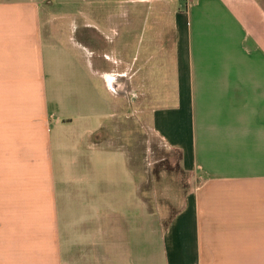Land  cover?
<instances>
[{
  "label": "crops",
  "instance_id": "0c3cea01",
  "mask_svg": "<svg viewBox=\"0 0 264 264\" xmlns=\"http://www.w3.org/2000/svg\"><path fill=\"white\" fill-rule=\"evenodd\" d=\"M130 112L181 152L172 215ZM0 264H264L261 0H0Z\"/></svg>",
  "mask_w": 264,
  "mask_h": 264
},
{
  "label": "rangeland",
  "instance_id": "374dc122",
  "mask_svg": "<svg viewBox=\"0 0 264 264\" xmlns=\"http://www.w3.org/2000/svg\"><path fill=\"white\" fill-rule=\"evenodd\" d=\"M261 2L264 5V0ZM147 123V119L144 125L130 112L121 117L116 136L119 144L134 154L137 170L143 173L142 187L150 191L153 208L172 215L186 194L189 176L180 169L178 154L165 146Z\"/></svg>",
  "mask_w": 264,
  "mask_h": 264
},
{
  "label": "trees",
  "instance_id": "16d2710c",
  "mask_svg": "<svg viewBox=\"0 0 264 264\" xmlns=\"http://www.w3.org/2000/svg\"><path fill=\"white\" fill-rule=\"evenodd\" d=\"M176 154H178V165L180 166L181 165V161H182V155H181V152L179 151H176V150H173Z\"/></svg>",
  "mask_w": 264,
  "mask_h": 264
}]
</instances>
